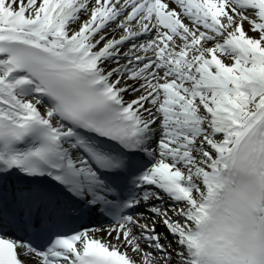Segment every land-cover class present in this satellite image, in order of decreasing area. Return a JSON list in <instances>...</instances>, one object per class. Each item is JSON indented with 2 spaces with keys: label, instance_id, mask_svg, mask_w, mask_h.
<instances>
[{
  "label": "snow or ice",
  "instance_id": "6c2138e0",
  "mask_svg": "<svg viewBox=\"0 0 264 264\" xmlns=\"http://www.w3.org/2000/svg\"><path fill=\"white\" fill-rule=\"evenodd\" d=\"M0 264H264V0H0Z\"/></svg>",
  "mask_w": 264,
  "mask_h": 264
}]
</instances>
